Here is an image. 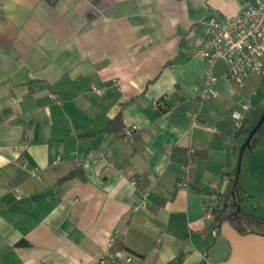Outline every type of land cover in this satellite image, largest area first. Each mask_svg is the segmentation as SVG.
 Masks as SVG:
<instances>
[{"label":"crops","instance_id":"1","mask_svg":"<svg viewBox=\"0 0 264 264\" xmlns=\"http://www.w3.org/2000/svg\"><path fill=\"white\" fill-rule=\"evenodd\" d=\"M257 1L0 0V264H100L112 238L123 264H264L263 234L205 218L247 138L233 111L264 108V82L238 86L193 52L208 20ZM119 111L132 138L107 130ZM251 151L264 161V134Z\"/></svg>","mask_w":264,"mask_h":264},{"label":"built area","instance_id":"2","mask_svg":"<svg viewBox=\"0 0 264 264\" xmlns=\"http://www.w3.org/2000/svg\"><path fill=\"white\" fill-rule=\"evenodd\" d=\"M208 32L202 42L193 50L194 55L203 58L213 65L219 60H224L227 64L222 78L238 86H243L251 73L258 74L264 82V1H257L249 5L239 13L231 17L222 19L212 18L207 21ZM220 76L213 72L205 75V85L200 89L199 96L202 99H208L215 95L214 84ZM52 99H57L56 93H51ZM155 107L165 106L162 100H154ZM243 110L249 111L250 104H243ZM234 128L239 130L245 120V116L239 110L233 111ZM139 130L137 126H129L124 130V137L132 138ZM193 151V150H191ZM55 160L54 162H57ZM99 167L95 175L102 177L113 166V158L109 154L102 153L98 157ZM190 163L186 166V173L179 185L188 184V172ZM37 174V169L33 170ZM131 183L138 185V178L132 177ZM148 204V192L142 199L135 203L133 209L139 211ZM218 207H209L205 214L208 220H215V209ZM133 255L125 249L115 248V238H112L107 249L99 258L100 264H123L131 262Z\"/></svg>","mask_w":264,"mask_h":264},{"label":"trees","instance_id":"3","mask_svg":"<svg viewBox=\"0 0 264 264\" xmlns=\"http://www.w3.org/2000/svg\"><path fill=\"white\" fill-rule=\"evenodd\" d=\"M264 108H257L253 111L252 116L243 122L242 127L237 133H246L247 136L252 128L256 125L260 118ZM126 126L124 124L123 112L113 117L107 130L112 131L124 137V130ZM264 134V121L258 131L254 134L251 140V149H254L262 135ZM82 174V166H77L71 170L67 175L61 178L62 180L72 179ZM244 190L239 183V174L237 173V167L234 170V177L231 180L230 189L225 193L219 195L220 199L224 201V204L218 205L215 209V219L220 223L221 221L228 220L232 226L241 234L258 233L264 235V217L256 216L252 213L245 212L242 208L238 210V206H241L245 200ZM21 243H25L21 241ZM118 249V248H117Z\"/></svg>","mask_w":264,"mask_h":264},{"label":"rangeland","instance_id":"4","mask_svg":"<svg viewBox=\"0 0 264 264\" xmlns=\"http://www.w3.org/2000/svg\"><path fill=\"white\" fill-rule=\"evenodd\" d=\"M252 154V157H250ZM240 186L247 187L245 200L240 206L256 216L264 217V161L260 160L251 149H246L239 173Z\"/></svg>","mask_w":264,"mask_h":264},{"label":"water","instance_id":"5","mask_svg":"<svg viewBox=\"0 0 264 264\" xmlns=\"http://www.w3.org/2000/svg\"><path fill=\"white\" fill-rule=\"evenodd\" d=\"M263 121H264V109H263V111H262V113L260 115V118L257 121L256 125L252 128V130L249 132L247 138L245 139V141L243 142V144L240 146L239 156H238V163H237V173L238 174L240 173V170H241V163H242L243 155H244L246 149L250 148L252 137L258 131V129L261 127ZM240 208L241 207L238 206V210Z\"/></svg>","mask_w":264,"mask_h":264}]
</instances>
